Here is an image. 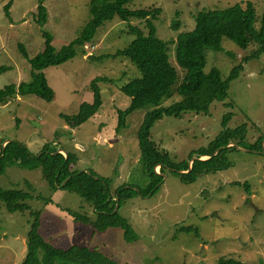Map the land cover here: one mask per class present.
I'll return each mask as SVG.
<instances>
[{
	"label": "rangeland",
	"instance_id": "374dc122",
	"mask_svg": "<svg viewBox=\"0 0 264 264\" xmlns=\"http://www.w3.org/2000/svg\"><path fill=\"white\" fill-rule=\"evenodd\" d=\"M248 1L254 3L259 28L264 0H134L126 7L161 8V16L154 22L156 36L167 42L192 31L199 11L222 10ZM7 3L0 0V68L10 70L0 76V89L30 81V67L19 45L29 59L41 55L45 49L43 33L48 32L58 51L78 38L91 18L90 0H46L48 21L44 26L32 18L38 15L40 0H12L6 16L3 8ZM176 12L182 23L180 30L172 29ZM128 24L139 21L123 22L116 16L99 29L89 46L78 49L74 60L45 70L55 93L52 102L16 96L0 104V150L8 140L24 146L32 157H38L44 148L67 151L78 159L76 169L91 170L96 178L110 180L112 193L124 185L144 190L149 181L143 173L136 134L150 108L132 112L125 128L117 132L118 111L130 102L120 88L139 74L126 59H105L133 40L127 33ZM221 45L219 53L205 51L204 72L216 69L223 80L256 49L251 45L241 50L226 39ZM170 58L177 65L173 45ZM98 78L109 80L99 84L103 99L100 111L71 129L61 116H74L83 103L93 101L91 85ZM172 99L164 105L180 100L178 96ZM240 127L244 133L240 148H256L264 136V55L243 64L238 79L229 84L226 98L213 102L208 114L187 112L180 118L164 117L155 122L150 137L160 151L169 154L173 164H189L196 159L192 156L189 160L190 156L206 149L224 129ZM262 149L230 151L226 154L227 170L215 174L204 171L192 183L168 170L154 193L124 202L119 212L136 235L133 243L124 240L122 229L95 232L91 225L76 223L68 211L94 217V208L76 193L51 189L40 169L7 167L0 175V188L27 192L28 205L39 214L41 236L61 249H98L118 264H218L221 259L264 264V141ZM156 172L160 173L159 167ZM29 221L27 212L10 213L0 203V264H21ZM189 227L197 235L195 231H180Z\"/></svg>",
	"mask_w": 264,
	"mask_h": 264
},
{
	"label": "trees",
	"instance_id": "16d2710c",
	"mask_svg": "<svg viewBox=\"0 0 264 264\" xmlns=\"http://www.w3.org/2000/svg\"><path fill=\"white\" fill-rule=\"evenodd\" d=\"M45 1L40 0L38 15L32 16L40 26H44L48 21ZM132 1L134 0H90V20L78 38L58 51L52 44L53 36L48 32L43 33L45 49L41 55L29 59L24 47L19 45L20 54L30 67V81L0 89V104H6L16 96H36L52 102L55 93L49 86L45 70L74 60L78 49L89 46L99 29L116 16L123 22H129L131 19L139 21L137 25L128 24L127 33L133 36L128 46L105 59H126L139 74V78L120 88V92L130 98V102L124 110L118 111L117 132L125 128L126 118L132 112L150 108L146 111L136 134L143 173L149 181L144 190L124 185L112 193L110 180L103 177L96 178L97 174L91 170L88 174L87 171L76 169L78 159L67 151H64L67 153V159L64 155L58 154L54 148H44L38 157H32L24 146L16 142L7 143L4 150H0V175L4 174L7 167L40 169L43 181L51 189H63L76 193L94 208V217L68 211L76 223L91 225L95 232H105L113 228L122 229L124 240L128 243H133L136 235L129 222L120 215L119 210L124 202L136 195L146 197L154 193L163 180L161 174H165L168 170L180 173L181 178L187 183L194 182L196 176L204 171L215 174L227 170L230 165L226 154L236 151L234 148H226L227 144L234 142L240 146L244 137L242 127L234 130L224 129L206 149H200L189 158L190 160L192 156L197 159L209 157L210 160L194 162L189 171L188 163L173 164L169 154L160 151L151 140L150 132L155 122L164 117L180 118L187 112L208 114L213 102L223 101L226 98L229 84L238 79L243 70V64L264 55V12L260 27L257 28L258 16L253 2L236 3L222 10H201L194 16L195 27L192 31L182 32L177 39L166 42L156 36L154 24L163 10L158 7L128 9L126 6ZM11 3L12 0H8L3 8L6 16ZM176 16L172 29L180 30L182 23L179 20V12H176ZM222 39L232 42L241 50H246L251 45L256 46L254 55L243 59L224 80L216 69L210 70L207 74L204 72L205 51L208 49L215 53L223 51ZM171 45L175 46L177 65L170 58ZM230 56L233 58L232 55ZM9 70L8 67H1L0 76ZM104 82L109 80L98 78L92 83L93 101L83 103L78 114L71 117L61 116L71 129H77L100 111L103 99L99 84ZM177 96L180 98L179 101L169 106L164 105L167 100ZM229 118L230 114L225 116L224 124ZM263 141L264 136L258 140L256 148L250 146L246 149L263 152ZM218 150L220 152L212 157ZM158 167L159 174L155 171ZM233 184L238 183L233 182ZM27 187L30 189V186ZM29 196L27 192L16 188H0V203L6 210L10 213L27 212L30 218V227L26 234V254L21 264H118L98 249L78 246L61 249L51 245L39 232V214L32 211L28 205ZM117 204L119 209L114 213ZM180 231L188 233L195 231L197 235V231L191 227L182 228ZM218 264L240 263L221 259Z\"/></svg>",
	"mask_w": 264,
	"mask_h": 264
},
{
	"label": "water",
	"instance_id": "95a60500",
	"mask_svg": "<svg viewBox=\"0 0 264 264\" xmlns=\"http://www.w3.org/2000/svg\"><path fill=\"white\" fill-rule=\"evenodd\" d=\"M9 142H10V141H8V140H6V141L3 142V144H2V148H1L2 151L4 150L6 144L9 143ZM226 148H234L236 151H239V152H242V153H245V152H246V153H247V152H251V151H247V150H244V149L240 148V146H238V145L235 144L234 142H230V143H228L227 146H226ZM60 152H61V153H64V154H65V157H66V159H67V153L64 152V151H58V154H59ZM219 152H220V150L216 151V152L212 155V157H215ZM212 157H211V158H212ZM208 160H210L209 157H208V158H201V159H197V158H196L195 160H191V161L189 162V171H190V168H191V166H192V164H193L194 162H205V161H208ZM18 164H20V163H18ZM189 171H188L187 173H189ZM87 173L90 174L89 171H87ZM156 173L159 174V172H156ZM181 174H183V173H181ZM161 175H162L163 177H166L164 174H161ZM116 201H118V198H116ZM118 209H119V204H117L114 213H116V212L118 211Z\"/></svg>",
	"mask_w": 264,
	"mask_h": 264
},
{
	"label": "built area",
	"instance_id": "2783aa9c",
	"mask_svg": "<svg viewBox=\"0 0 264 264\" xmlns=\"http://www.w3.org/2000/svg\"><path fill=\"white\" fill-rule=\"evenodd\" d=\"M156 169H158V168H156ZM156 169H155V171H156Z\"/></svg>",
	"mask_w": 264,
	"mask_h": 264
}]
</instances>
